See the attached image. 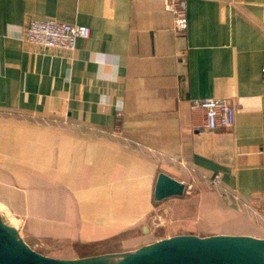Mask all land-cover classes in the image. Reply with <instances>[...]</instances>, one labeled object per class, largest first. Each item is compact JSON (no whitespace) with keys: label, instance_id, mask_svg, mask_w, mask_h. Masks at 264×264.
Instances as JSON below:
<instances>
[{"label":"crops","instance_id":"crops-1","mask_svg":"<svg viewBox=\"0 0 264 264\" xmlns=\"http://www.w3.org/2000/svg\"><path fill=\"white\" fill-rule=\"evenodd\" d=\"M33 19L91 35L73 51L30 46ZM187 22L178 34L163 0H0V113L52 121L0 123V205L29 237L121 246L100 256L208 237L190 220L235 209L225 192L264 214V0H187ZM206 99L228 102L213 130L191 111ZM161 173L194 179L195 195L156 203ZM151 215L167 232L146 243ZM249 224L243 236L264 239Z\"/></svg>","mask_w":264,"mask_h":264},{"label":"water","instance_id":"water-1","mask_svg":"<svg viewBox=\"0 0 264 264\" xmlns=\"http://www.w3.org/2000/svg\"><path fill=\"white\" fill-rule=\"evenodd\" d=\"M185 185L161 173L154 200L182 198ZM0 264H264V239L252 236L179 235L117 254L64 260L33 250L0 211Z\"/></svg>","mask_w":264,"mask_h":264},{"label":"built area","instance_id":"built-area-1","mask_svg":"<svg viewBox=\"0 0 264 264\" xmlns=\"http://www.w3.org/2000/svg\"><path fill=\"white\" fill-rule=\"evenodd\" d=\"M165 11L170 13L174 19V29L178 34H185L188 28L187 22V0H163ZM91 31L86 26L62 23L52 19H33L30 21L25 35V42L34 47L41 49H54L60 51H73L75 42L78 39L88 40ZM262 76L264 81V66L262 68ZM227 101L224 99H206L195 101L191 105L193 113H201L203 116V129L213 130L217 127L222 111L227 106ZM120 116V115H119ZM30 121V122H29ZM29 123H35L39 126H50L52 121L27 119ZM183 168L186 166L181 164ZM193 179V178H192ZM185 195H190L195 190V180L190 183H184ZM222 177L220 174L215 175L210 180V185L221 191ZM226 200L234 205L238 210L247 211L249 216H253L258 224L264 227V214L257 211L250 203L244 201L239 195L233 192H225ZM158 219L155 218V222ZM155 226H160L159 223H154Z\"/></svg>","mask_w":264,"mask_h":264},{"label":"rangeland","instance_id":"rangeland-1","mask_svg":"<svg viewBox=\"0 0 264 264\" xmlns=\"http://www.w3.org/2000/svg\"><path fill=\"white\" fill-rule=\"evenodd\" d=\"M29 118H21L16 117L14 115L4 114L0 113V123L7 124L9 122L15 121H26ZM30 122V121H29ZM27 122V123H29ZM32 124V126H36L39 128H43L42 126H39L35 123H29ZM195 191H193L190 195L186 196L187 198H191L194 196ZM185 197V196H184ZM216 206V201L213 202ZM251 205V204H250ZM252 206V205H251ZM253 207V206H252ZM224 211L222 212V216H219V220L216 221L213 219L212 216L209 217L210 219V225L205 227V221L198 220V219H191V223H196V227L199 228V226L202 224L205 228L197 229L196 232L200 233L204 236H214L218 234H224V235H232V236H243L252 233L250 230V224H249V215L247 211L245 210H238L237 208H229L227 206H224ZM0 211L3 212V214L8 218V220L12 223V225L16 226V229L20 233V236L22 239L35 251L56 259H64V260H70L65 258H74V257H84V256H98L97 254H101L102 252L110 251V250H117L120 249L121 246H119L116 242L112 243V245L109 246L108 243L100 244V245H88V246H80V247H62L61 244L57 243L56 237H50V236H36L34 239L29 237L27 235L26 228L24 227V224L22 221H20L19 218L15 217L13 214L9 213L3 206L0 205ZM263 214V213H262ZM155 215H151L150 219L146 221V225L148 230L146 232L147 235L143 237V241L146 243L153 242L161 237H164L166 234V225L164 227H157L154 223H159V220L155 222ZM214 221V222H213ZM213 222L214 224H211ZM262 225V224H260ZM149 231V232H148ZM208 236V237H209Z\"/></svg>","mask_w":264,"mask_h":264}]
</instances>
